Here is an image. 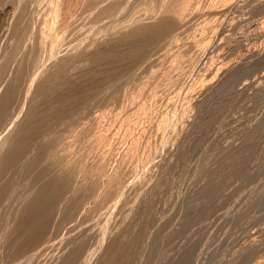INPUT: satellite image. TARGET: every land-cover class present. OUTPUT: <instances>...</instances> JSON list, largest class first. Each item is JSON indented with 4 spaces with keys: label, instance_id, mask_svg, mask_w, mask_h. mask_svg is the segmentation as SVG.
<instances>
[{
    "label": "bare ground",
    "instance_id": "6f19581e",
    "mask_svg": "<svg viewBox=\"0 0 264 264\" xmlns=\"http://www.w3.org/2000/svg\"><path fill=\"white\" fill-rule=\"evenodd\" d=\"M241 1L243 0H0V264H43L45 262L42 263L38 259L46 253H51V256L45 264H147L151 258L159 256L162 238L167 241L178 232H183L181 230L187 226L188 219H182V222H178V227H169V232L162 234L165 224H170L176 216L168 215V221L161 224L160 221L165 219L161 218L165 211L160 216L156 203L160 195H157V192L162 185H166L168 173L175 166V161L178 156L179 159L182 154L185 156L189 147H185L186 143L184 147L187 153L181 151L178 156L172 155L168 159L165 157L166 160L156 162L158 151L151 149L147 152L145 140L155 125L158 130L165 131L172 124L174 117L170 116V119L171 107L169 109L168 106L176 97L181 100L180 96H183L190 106V95L197 85L206 86L213 82L212 85V80H215L218 74L229 73L225 72L224 64L215 66V58L212 61L218 41L217 23L220 20L221 24L224 23L228 12L235 8L233 18L236 14L238 17L241 10L238 11L237 7L241 8L244 2L241 4ZM248 4L247 8L250 5ZM251 5L253 12L254 9L260 11L259 14L262 13L264 17V0H256ZM246 7L243 8L247 9ZM250 16H247V19ZM240 18L242 19V16ZM252 20L250 19L249 23H252ZM259 21L261 22L260 19ZM246 22L243 20L241 25ZM261 23H264V18ZM237 25L236 27L240 26ZM251 26L250 24L249 27ZM259 28L256 30L260 31ZM232 31L226 29V32H229L227 34ZM251 32L253 31L250 30ZM248 35V38L251 37ZM255 37L257 39L258 36L255 34L253 38ZM245 42L248 44L249 41ZM241 45L245 47L243 43ZM257 47L256 50L259 49ZM254 53L253 56L256 54ZM239 58L238 60L241 59ZM233 62L235 64L234 60ZM242 63L244 60L241 65ZM254 65L250 66L255 68ZM214 66H218L215 73ZM257 68L251 70L250 75L254 76L252 71L258 72ZM242 72L244 73V70ZM143 73H147L146 79ZM213 73L214 75H211ZM141 74L146 81L139 89L140 95H134L135 92L130 95L129 89L124 88L127 80L137 78ZM247 74L246 77L250 76ZM239 75L236 71L227 74L224 86L229 82L232 85ZM240 80L239 82H242L244 79ZM247 81L244 83L251 84ZM224 86L218 89L222 90ZM162 88L169 91L168 98L164 94L168 100L164 101L168 102L166 105L169 110H161L162 112L158 113L149 108L145 94L149 91L147 97L152 95L153 99H157L158 95H162L158 93ZM216 88L212 89V93L219 91L217 89V92H213ZM226 90L224 89L225 93ZM224 92L219 91L218 96L213 98H221ZM210 95L208 98L211 99ZM220 102L217 105L218 102L215 101L218 107L213 105L215 108L211 109V116L220 110ZM201 103L197 104L198 107L203 106ZM181 108L184 109L185 106ZM178 109L180 110V107ZM185 110L187 111V106ZM182 112V115H185L184 110ZM213 117L215 118V115L207 116L201 125L210 122L209 119ZM176 121L178 123V120ZM199 125H196L197 130ZM169 130L170 127L168 133ZM175 132L172 135L177 136ZM155 133L157 132H154V136ZM261 134L262 131L257 136L260 137ZM187 136H184L186 140ZM191 137L190 141H193ZM153 140L155 142L157 139ZM157 142L160 143L159 140ZM165 142H162L164 146ZM183 143L177 148L182 149ZM161 147L163 150V146ZM118 148L121 151L116 152ZM244 159L239 164L241 167L236 165L238 170L234 166L237 173L243 171ZM244 171L243 175L246 173L245 169ZM218 183L210 184L206 190L202 188L204 190L201 191H205L204 199L206 197L208 200L206 203L211 201L208 198L218 190ZM112 196L114 199L107 206V212L97 216L98 214L94 213L95 208L104 205ZM170 206L167 207L168 211L171 210ZM59 234H62L60 239L57 238ZM190 250L186 249L181 254L177 264L187 263ZM169 258L165 259L166 264H169ZM253 264H264V257L256 259Z\"/></svg>",
    "mask_w": 264,
    "mask_h": 264
},
{
    "label": "rangeland",
    "instance_id": "374dc122",
    "mask_svg": "<svg viewBox=\"0 0 264 264\" xmlns=\"http://www.w3.org/2000/svg\"><path fill=\"white\" fill-rule=\"evenodd\" d=\"M243 1H241V4L243 2V4H242L243 6H241V8L243 10H246V11H243L240 7H237V10L238 11L241 10V12L243 11L244 14H242L243 12L242 13L240 12V14L238 12L239 16L237 17V14H236V17L233 18V15H235V9H236L235 8L232 11L228 12L229 15L227 16L226 20L223 21L224 23L221 24V22H222L221 20L219 22L220 24L217 23L219 25L218 26L219 33H221V34L218 33V36H217V40L218 41H217L216 45H217V48L221 47V49L215 48L216 50H214V52L212 54V61L214 60L213 58H215V60H217V61L214 60L215 66L218 65V64L220 65L222 63V64H224V67H223L224 70L226 69L225 72L229 71V73H231L233 71H236L237 73L240 74L239 75L240 78L238 77L234 81V83L232 85L229 82L228 83L229 87H228V84H226V83H225L226 86H224V82L226 81V77H227L226 75L229 74V73H227V74L226 73H224V74L220 73V74H218V76H216L215 80L214 79L212 80V81H214V84L211 85V83H213V82L209 83L211 85V88H210L209 84H207L206 86L205 85L204 86L201 85L202 87L200 85L196 86L195 90L192 92V95H190V97H191L190 106H188L189 104H187L185 102L186 100L183 98V96H180V97H182L181 100L178 97L179 100H180L179 101L180 103L178 102V104H177L178 98L176 97V100L173 103H171L170 106H168V108L171 107V109L169 108L170 110L167 108L168 102H165V101H168L166 99V97L168 98V93H169L168 90H165L164 88H162V90H163L162 91L160 89L158 91V93H161L162 95L159 96L158 93H157V95L159 96V97L157 96V99L156 98L153 99L152 95H150V94H149L150 96L148 95L149 97H147V94L149 93V91L146 92V94H145L147 103L149 105V108L151 110L153 109L152 111H154V112L156 111V112L160 113V112L165 111L167 109V110H169V117L170 116L174 117V118H172L173 120H171L172 124L176 123L177 122L176 120H178V123H176L177 126H176V124L173 125V126H172V124L169 125V127H170L169 133H168L169 127L167 128V130L165 129V131H166V134H165L164 129H162V130L160 129L161 131H163L161 133V131L158 130V126L157 125L154 126L155 128L153 127L151 129L152 131L150 130L153 133L150 132L151 133L150 134L148 132V136L149 137L147 136L148 138H146L147 140H145V144H147V149H148L147 152H149V150H151V149L154 151V149H155L156 152L158 151L155 161L156 160L157 161L158 160L161 161V160H166V159L172 157V155L178 156L181 151H184L183 153H187L185 151H187V149L189 150L188 153L185 154V156H184V154H182V156H181L182 158L181 159H179V156H178V160L175 161L176 164L172 168L173 170L171 169L170 172L168 173L169 176H168V180L166 181V185L165 184L162 185L161 188L159 189V191L157 192V195L160 194L161 196L159 195L157 203H156V207L160 211L159 212L160 216H162V213L165 211L164 212L165 214L163 213L164 215L161 217L162 219L163 218H165V219L160 221L161 224L164 221H168L170 216H172V215L176 216V217L174 216L175 218L173 217L174 219L172 220V222L170 224H169V222H168V224H165V226L162 229V231L165 232V233L164 232L162 233L163 235H166V233L169 232L171 227H176V226L178 227L179 223L182 222V219L183 220L184 219H188L187 226H185V228H183L181 230L183 232H181V233L178 232L179 233V234L177 233L178 235L176 234L177 237H176V235L175 236L173 235L170 238H168L167 239L168 242L166 240L163 241V238H162L161 246L159 248V253H160L159 256H156L154 258L155 260L153 258H151V260H149L147 264H149V263L150 264H156V263L157 264H166L165 263V261H166L165 259L167 258V260H168L169 257L171 258V260L169 258V260H170L169 264H177L180 261V259H181V254L186 249L193 250V251L190 250L191 253L189 255L190 258H191L189 260H191V261L188 260V258H189V256H188L187 263L185 261L186 264H188V262H189V264H191L192 261H193L192 264H234V263L235 264H240V262H241V264H253V262H255L256 259L264 257L263 256L264 255V253H263L264 252V245H263L264 244V189H263L264 188V115H263L264 114V80H263L264 78H262V77H264L263 76V74H264V64H263L264 63V59H261V58H264V56H263L264 52L262 53V50L264 51V46H262V45H264V42H263L264 41L263 40L264 39V23H261L262 19L264 17L262 16V13H261V15L259 14L260 11H256L255 9H254V12L252 11L253 9L251 7L252 6L251 4L256 2V0L255 1L252 0L253 2H251L250 0H243ZM247 3L250 4V5L248 4L249 5L248 8L246 7ZM244 6L247 9L243 8ZM237 10H236V12H237ZM249 10L252 13L249 12ZM249 14L250 15L252 14V15L250 16ZM240 15L242 16V19L244 20V22L247 21L246 22L247 24L244 23L243 26L241 25V24H243V20L240 18L241 17ZM244 15H246V17L243 18ZM247 16H250L249 18L251 20L255 19L256 21L254 22L252 20V23H249L251 21H249L250 20L249 18L247 19ZM230 18H232L231 19L232 25H230L231 23L229 22ZM259 19L261 20V22L259 21ZM237 23H238V25H237ZM255 23L256 24L258 23L259 25L258 24L256 25ZM250 24L252 25L251 27H249ZM261 24L263 25V27H262ZM226 25H228L227 28H225ZM236 25L237 26L240 25V26L236 27ZM233 26H235V27L233 28ZM259 26L261 28H259ZM219 27H221V28H219ZM229 28H231V29H229ZM248 28H250V29L248 30ZM258 28H259L260 31L256 30ZM226 29H227V31H230V30L231 31L233 30V31L230 32V34H227L229 32H226ZM234 29H236V30L234 31ZM243 29H245V30H243ZM250 30L253 31V32H251L252 34L250 33ZM255 31H257V32H255ZM261 32H262V34H261ZM233 33H235V34L233 35ZM255 34H256V36H258L257 39L259 38V40H257L256 37L253 38L255 36ZM247 35L251 36V37L248 38ZM259 35H261V36H259ZM223 36H224V39H222L223 41L221 42V38H223ZM261 39H262V41H260ZM256 40H257V42H255ZM224 41L227 44H225ZM228 41L232 42V43L230 42L232 46L230 45V43ZM245 41H249L248 42L249 45ZM258 41H260V43ZM261 42H262V44H261ZM238 43H240V45ZM242 43L245 45V47H242V45H241ZM256 43H258V44H256ZM228 44L230 45V47H229ZM260 44H261L262 47L260 46ZM221 45H223V46H221ZM256 45L257 46L259 45V47H257ZM224 46L225 47L227 46V47L225 48ZM246 46H249L250 48H246ZM254 46L259 48V49L261 48L260 51H259V49L256 50ZM223 48H225V50L226 49L227 50L225 51ZM244 48H246V49H244ZM247 49H248V51H247ZM250 50H251V52H250ZM215 51L218 52V53H216ZM221 51H223V52L221 53ZM252 51H253V53L254 52L256 53V54L254 53L255 56H253ZM256 51H258L260 53L258 54V52H256ZM214 54H216V55H214ZM246 54H248V55H246ZM231 55L234 58H232ZM240 55L241 56L244 55V56L240 57ZM222 56H224V57L221 58ZM247 56L250 59H248ZM257 57L260 58V59H258ZM238 58L240 60H238ZM243 58H245V59H243ZM219 59H220V61H219ZM229 59L231 61H229ZM232 59L235 61L236 65L234 64ZM226 60H228V61H226ZM243 60H244V63H242V65H241V62H243ZM245 60H246L247 63H245ZM258 60H260V61H258ZM249 61L251 63L248 64ZM232 63L234 65H232ZM244 64H246V65L248 64V65L246 66ZM254 64L255 65L257 64L255 68L253 66H250V65H254ZM248 66H250V67H248ZM258 66H260L261 68L260 67H259L260 69L257 68ZM217 67H215V69L212 67V69H214V73H215V70H216ZM227 68H229V69L227 70ZM256 68L258 69V72H257V70L256 71H252V74H254V76L250 75L251 74V70H253V69L255 70ZM248 69L250 71H248ZM242 70H244V73L242 72ZM214 73L211 74V75H214ZM143 74H145V73H143ZM143 74H141V76L139 75L137 78H129L127 80V83L125 84L124 88L125 89H129V94L131 93L130 95H133L134 92H135L134 95H140L139 92H141V91H139V89L142 87V85H144V81H146V80H144V78L146 77L147 73L145 75H143ZM246 74L250 75V76L246 77ZM142 75L144 76V78H142L143 77ZM209 77H211V76H209ZM241 77H242V79H241ZM248 77L249 78L252 77V78L249 79ZM140 78H142V79H140ZM219 79H222V80H219ZM238 79L239 80L240 79L241 80L244 79V80L242 82H239ZM254 79H256V80H254ZM261 79L263 80V82H261L262 81ZM246 80H248L247 82H251V84L250 83L249 84H245ZM217 81L219 83H217ZM256 81L258 83H260L263 87L260 84H258ZM222 82H223V84H222ZM255 82H256V84H254ZM215 83H216V86H215ZM242 83H244V84H242ZM248 85H251V86L253 85V86L250 88V86H248ZM259 85H260V87H258ZM217 86H219V87H217ZM220 86L221 87L224 86V89H227V90L230 89L229 91H231L232 89L233 90L231 92L226 90V93H225L223 88H221L222 90L218 89V88H220ZM206 87L208 88V90H207ZM209 88H210V90H209ZM215 88H216V90H213V92H217L219 90V91H222V92L225 93V94L222 93L223 94L222 97L219 96L221 98H217L218 100L217 99L215 100L214 98H216L218 96L217 93L219 91L217 93H212V89H215ZM203 89H204V91H203ZM248 89H250V90H248ZM195 91L198 92V93H196ZM195 93H196V95H194ZM211 93L213 94L212 96L210 95ZM227 93L228 94L230 93V94L228 95ZM164 94H165V96L166 95L167 96L164 97ZM214 94H216V95H214ZM257 94H258V96H257ZM193 95H194V97H193ZM209 95H210L211 99H213L214 102L210 98H208ZM161 96H163L164 98L163 97L161 98ZM195 96H198L199 98H197ZM223 96L224 97L226 96L227 98L225 97L226 98L225 99ZM205 97H206V99H205ZM159 98L161 100H159ZM231 98H233V99L231 100ZM148 99H150V101L152 100V102L150 103V101ZM194 99L196 100L197 103L195 102ZM239 99H241V100H239ZM154 100H155V102H154ZM183 101H184V103H183ZM205 101H207L206 104H205ZM215 101H216V103L218 102L217 105L219 104L220 101L222 102V103L220 102L221 104L219 105L220 110L218 109V111H216L217 114L213 113V115H215V118L213 117V118L209 119L210 122L208 121V122L205 123L206 125L205 124L201 125L202 122H204L206 120L205 118H207V116L208 117H212L213 116V115L212 116L210 115V112L215 108L213 105L215 104V106L218 107L216 105ZM193 102L195 103V105H194ZM199 102L203 103V104L202 103L201 104L204 106V108H201L203 106L198 107L197 104ZM161 103H162V105H161ZM166 103H167V105H166ZM181 103L184 104L183 105V106H185L184 109L181 108V107H183L181 105ZM226 103H228V104H226ZM158 104H160L161 107H160V105L158 106ZM163 104H165V106ZM172 104H174V105H172ZM175 104L180 107L181 112L178 109L179 107H176ZM201 104H199V105H201ZM151 105L152 106L154 105L153 106L154 108ZM173 106H175V107H173ZM186 106H187V111L190 110V111H188V113L185 110ZM205 106H207V107H205ZM188 107H190V108H188ZM158 108L160 110H157ZM198 108H200L202 110H199ZM175 109L177 111L178 110L179 111L177 112ZM183 110H184L185 115H182L183 114V112H182ZM205 110L208 111V112H206ZM173 111L176 112L177 116L175 115V112H173ZM201 111H205L206 112V116H204L205 112H201ZM179 114L182 115V117ZM216 115H218V116H216ZM220 115L222 116L223 119L220 118L221 117ZM183 116H184V118H183ZM185 116H188V118L185 117ZM171 117H170V119H171ZM176 118H179V119H176ZM185 118L187 120L184 121ZM180 119H182L183 121L180 120ZM191 119H192V121H191ZM220 119H222V120H220ZM173 121H175V122L173 123ZM191 122H194V123L192 124ZM178 124L180 126H178ZM184 124H186V126ZM211 124L214 125V126H212ZM190 125H193V127H195V129L192 126H190ZM196 125H199V129L198 130L196 129L197 128ZM181 126H182V129H180ZM206 126L209 127V128H206ZM176 127H178V128H176ZM183 128H184V130H183ZM154 129H156V130H154ZM175 129H177L179 131V133H177L178 131H176ZM209 129H211V130H209ZM155 131L157 133L160 131L161 134L158 133V135H159L158 136L157 133H155V136H154V132ZM183 131H184V133H186V131H187L186 135H184ZM261 131H262L263 134H261L260 137L257 136V135H259L261 133ZM174 132L176 133L177 136H175V134L172 135ZM163 133H164V135H163ZM189 133L192 134V135H189ZM165 135H167V136H165ZM181 135L183 136L184 139L182 138ZM200 135H202V136H200ZM168 136H169V138H168ZM184 136H187V140H186V137H184ZM190 136H192L191 137V139H193V141L191 140L192 142L190 141ZM193 136H194V138H193ZM165 137H166V139H165ZM175 137H177V138H175ZM153 138L155 140L157 139L155 141L156 144H155V142H153L154 141ZM160 138H162V139H160ZM174 138H175V140H174ZM148 139H150V141ZM177 139H180V140H177ZM188 139H189V144H188ZM199 139H200V141H198ZM202 139H203L204 142L202 141ZM158 140H159V142L161 144H163L165 141L166 142L169 141V142H167V143L165 142V146H164V144L160 145V143L157 142ZM176 140H177V142H176ZM182 140L183 141L185 140L184 143H183ZM170 141H171L172 145H171ZM196 141L198 142V144H197ZM148 143H150V144L148 145ZM182 143H183V145H182L183 148L181 149L179 147H180V145ZM186 143H187L188 146L186 145ZM203 143H204V145H203ZM211 143H213V144H211ZM192 144H194V145L196 144L194 148H193L194 145H192ZM160 146H163V150H162V147L160 148ZM177 146H179L178 147L179 149L177 148ZM184 146L185 147H189V148L186 149ZM190 146H191V148H190ZM165 147H167V149H165ZM196 148H197V150H196ZM157 149H159L160 151L157 150ZM184 149H186V150H184ZM118 151H121V149L118 148L116 150V152H118ZM161 151H163L164 153L161 152ZM171 152L173 154H171ZM177 152H178V154H177ZM211 152H215V153H211ZM243 153H245V154H243ZM240 155H241L242 159L245 158L243 160V161H245V164L243 166V171H242V172H245L244 169L246 170V173H244V175H243L242 172H238L239 174L242 173L241 175H238V173L236 172V169L238 170V168L241 167L239 165L241 163V160H242ZM236 156L237 157L239 156V157L236 158ZM165 157H166V159H165ZM229 157H231V158H229ZM181 160H183V162ZM188 160H189V162H188ZM239 160H240V162H239ZM183 163H184V165H183ZM236 165L238 166V168H237ZM234 166L236 167V169H235ZM232 167H234V169H235L234 172H233V168ZM219 175H220V177H219ZM204 181H205V183H204ZM213 183L214 184L218 183L219 188H218V190L215 193H213V196H211L212 198L211 197L208 198L209 201H210V199H211V201L209 203H206L208 200L206 199V197L204 199L205 191L202 192L201 190H204V189L206 190V188H208V186L210 184H213ZM202 188H204V189H202ZM194 189H195V192H194ZM175 193H176V195H175ZM201 195H203V196H201ZM224 195H226V196L224 197ZM170 197H171V199H170ZM160 198H161V200H159ZM113 199H114V196L110 197L109 200L104 205H99L98 207H96L95 210H94V213L98 214L97 216H99V214L101 215L102 213L103 214L106 213L107 212L106 211L107 206L112 203ZM166 200H171V201L169 202V201H166ZM199 202H200V204H199ZM171 204H173L172 207L170 206ZM197 204H199V205H197ZM185 205H186V207H185ZM209 205H211V206H209ZM168 206H170L171 210H174V211H171V210L168 211V209H169V208L167 209ZM177 209H178V211H177ZM170 211L172 212V214L170 213ZM198 211H199V213H198ZM202 212H203V214H202ZM168 215H170L169 218H168ZM161 218H160V220H161ZM203 218L205 220H203ZM175 223H177V225ZM163 235H162V237H163ZM61 237H62V234H59L57 236L58 239H60ZM172 238H173V241H171ZM169 239H170V241H169ZM142 242H143V239L140 241V245H142ZM174 242H175V244H174ZM176 242L179 245H177ZM253 244H254V246H253ZM172 245H173V247H172ZM244 245H247L248 247L244 246ZM167 247H168V249H167ZM171 248L172 249L175 248L174 251ZM240 248H242V249H240ZM261 248H263V249H261ZM170 250H172L173 252L170 253ZM238 250H240V251H238ZM187 252H189V251L187 250ZM243 252H244V254H243ZM161 254H163V255L161 256ZM191 254H192L193 258L191 257ZM235 254H237V255H235ZM167 255H168V257H167ZM50 256H51V253L43 254L42 256H40V259H38V261H40L42 263L43 262L46 263V261L49 259ZM243 261H244V263H242ZM45 263H43V264H45Z\"/></svg>",
    "mask_w": 264,
    "mask_h": 264
}]
</instances>
